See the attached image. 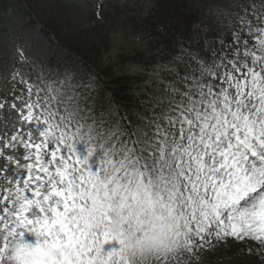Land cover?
Here are the masks:
<instances>
[{"label": "snow or ice", "instance_id": "obj_1", "mask_svg": "<svg viewBox=\"0 0 264 264\" xmlns=\"http://www.w3.org/2000/svg\"><path fill=\"white\" fill-rule=\"evenodd\" d=\"M167 56V82L135 113L97 105L96 84L70 69L13 71L0 264H192L230 241L264 251V10L213 5Z\"/></svg>", "mask_w": 264, "mask_h": 264}, {"label": "rangeland", "instance_id": "obj_2", "mask_svg": "<svg viewBox=\"0 0 264 264\" xmlns=\"http://www.w3.org/2000/svg\"><path fill=\"white\" fill-rule=\"evenodd\" d=\"M150 0H131L134 11L143 12L150 4ZM176 1V0H175ZM190 1V0H188ZM177 2V1H176ZM194 1H191L193 4ZM123 5L126 0H12L9 11H0V97H4L11 90V75L15 69L30 72L35 78L43 74L56 70L64 71L70 69L77 79L85 80L91 78L83 66L75 62L69 54L64 51L56 40L73 39L75 42L84 41V31L96 22L100 16V7L104 4ZM131 15V14H130ZM44 23V26H43ZM47 26L52 33L45 34L44 27ZM114 28V27H113ZM113 30L110 32L111 41L108 51L102 57L103 64L106 61L119 64L120 53H130L133 50V38L128 30ZM131 38V39H130ZM21 49L24 55L31 61L30 64L22 65L19 62ZM161 64L152 71H142L139 65L133 61H126L123 65L116 67V71H123L126 74L142 77L143 94L139 88H135L140 100L148 96L157 94V85L161 81L167 82L165 73L160 71ZM86 73H85V72ZM95 83V80L91 78ZM97 88V87H96ZM162 91V87H161ZM96 98V97H95ZM97 100V98H96ZM17 116L0 110V134L6 131L11 132L17 123ZM21 153H17L20 155ZM3 164L0 162V165ZM3 177H0V185H3ZM25 241L36 244L37 236L34 233H25ZM113 247L106 245L108 250ZM264 264V251H260L254 243L240 244L230 241L227 244L212 247L210 250H200L197 258L192 260V264Z\"/></svg>", "mask_w": 264, "mask_h": 264}, {"label": "trees", "instance_id": "obj_3", "mask_svg": "<svg viewBox=\"0 0 264 264\" xmlns=\"http://www.w3.org/2000/svg\"><path fill=\"white\" fill-rule=\"evenodd\" d=\"M10 1L0 0V11H9ZM130 1L126 0L127 3L123 5L103 4L99 19L84 31L82 43L66 38L58 40L57 36L56 40L70 58L80 63L92 79H96L94 96L97 105L106 104L108 99H112L132 113L139 112L141 97L136 95L135 88H139V92L143 90L142 77L116 71V67L126 61H133L142 71H152L157 65L166 63L167 53H174L179 42L184 41L193 31V26L207 19L208 9L213 5L236 2L248 7L250 11L251 5L264 10V0H150L144 15L143 12L134 11L138 4L133 2L132 5ZM191 1H194L193 4ZM121 27L126 32L128 30L133 38V50L128 54L120 53L116 67L107 61L104 65L102 57L108 51L110 32ZM44 29L45 34L52 33L47 26Z\"/></svg>", "mask_w": 264, "mask_h": 264}]
</instances>
